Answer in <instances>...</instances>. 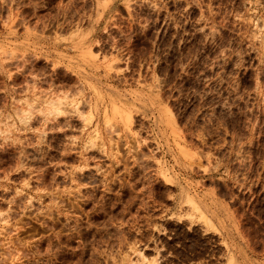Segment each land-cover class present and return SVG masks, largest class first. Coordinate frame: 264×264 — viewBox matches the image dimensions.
Instances as JSON below:
<instances>
[{"label":"rangeland","instance_id":"1","mask_svg":"<svg viewBox=\"0 0 264 264\" xmlns=\"http://www.w3.org/2000/svg\"><path fill=\"white\" fill-rule=\"evenodd\" d=\"M0 264H264V0H0Z\"/></svg>","mask_w":264,"mask_h":264},{"label":"bare ground","instance_id":"2","mask_svg":"<svg viewBox=\"0 0 264 264\" xmlns=\"http://www.w3.org/2000/svg\"><path fill=\"white\" fill-rule=\"evenodd\" d=\"M58 101H59V100H58ZM55 103H56V102H55ZM53 104H54V103H53ZM51 105H52V104H51ZM53 107L56 108V105L54 104ZM53 107L51 106L52 109H54ZM57 108H58V107H57ZM57 108L54 109V110H56L55 112H58V113H55L56 115H57V114H60L59 108H58V109H57ZM52 109H51V110H52ZM60 110H61V109H60ZM89 114H90V113H89ZM49 115H50V114H49ZM89 116H90V115H89ZM69 193H70V192H69ZM190 202H191V201H190ZM58 204H59V203H58ZM191 204H192V202H191ZM194 204H195V203H194ZM192 205H193V204H192ZM193 206H194V205H193ZM195 206H197V205H195ZM70 207H71V206H70ZM194 208L198 209L197 207H194ZM198 210H199V209H198ZM198 210H197V211H198ZM199 211H200V210H199Z\"/></svg>","mask_w":264,"mask_h":264}]
</instances>
